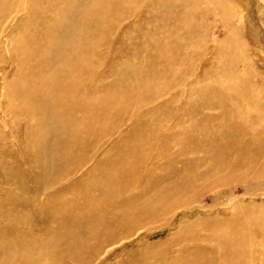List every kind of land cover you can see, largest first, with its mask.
Listing matches in <instances>:
<instances>
[{"label":"bare ground","instance_id":"bare-ground-1","mask_svg":"<svg viewBox=\"0 0 264 264\" xmlns=\"http://www.w3.org/2000/svg\"><path fill=\"white\" fill-rule=\"evenodd\" d=\"M18 1L20 0L15 3ZM77 1L81 6L78 11L69 13L72 5L65 10L68 14L57 9L58 12H55L54 16L46 18L52 22L58 17L51 23L52 27L49 26L50 30L46 26L43 29L36 27L33 30L35 34L32 35L27 29L34 23L31 22V14H27V21H21L13 30L17 31V40L9 43L7 48L9 60L25 70L22 77H26L28 72H36L33 61L35 52L46 57L48 63L53 61L48 65L58 71V77L47 79L48 82L35 77H30L29 80L26 78L24 81L15 79V82L11 81L5 86L11 115L21 114V111L14 109V103L19 101L24 105L23 110L21 109L23 114L30 118V122H34L32 126L35 128L31 126L29 129H33L23 136H26L32 150L31 163L41 171L24 174L17 179L14 178L15 172H18L16 168H2L1 174L23 190H26L28 183H32L31 191L35 198L31 202L32 207L38 205L36 201L43 194L44 201L40 202L43 210L41 218H34L25 213L17 223L10 221V225L0 226V264H70L71 261L78 264L94 263L105 248V242L113 243L122 234L129 232L128 229L132 225L164 217L178 205L184 195L193 194L199 182L206 180V185L211 182L210 176H213V172L210 164L205 171L200 172L194 163L191 166L185 161L184 169L176 168L175 161L177 157L185 154L187 149L198 148L204 150V153L209 149L212 154L213 147L210 142H205L207 140H229L230 143L237 137L240 138V144L233 147L239 158L233 170L237 171L239 168L243 172H250L249 181L252 183L256 175H259L263 183L264 98L257 109L258 113L250 118L249 109H252L254 104L242 109L229 101L230 96L219 91L217 87L213 88L210 81L204 86L200 85L198 98H192L193 101L185 102L179 97H173L177 107L172 105V100L167 103L165 122L169 120L170 126L176 127L190 121L184 130L167 131L162 141L163 135L158 134L165 127V122L153 131L146 125H140L130 133L123 134L122 140L115 141V145L103 153L106 139L110 138L116 129V125L111 123L110 113L106 112L107 104L110 103L120 110L131 101L138 103L144 99L143 96L147 97L157 90L168 92L179 89L183 75L186 70L191 69L194 62L187 63L186 56L190 52L182 43L200 39V33L194 31L192 25L204 0H151L150 15L154 16L151 23L155 29L150 34L149 59L160 67L153 68L152 73L150 68L137 69L141 77H134L132 82L119 88V92L129 94L130 98L115 97L116 101L106 97L105 93L95 94V99L88 92H85V95L78 92L82 85L85 87V81H90L95 66L93 63L98 65V62L91 61L93 59L90 55L95 51V47L99 48L103 44L99 40L100 36L103 37V31L116 19L117 25L120 24L122 19L129 17L132 12L136 13V16L140 15L143 9H147L148 2L142 5L147 0H104V3L100 0ZM260 1L264 10V0ZM226 2L228 3L227 0L208 1L211 8L221 6L224 10H227ZM12 3L13 0H0V27L4 22V14L8 16L11 12L24 9L23 5L19 9L20 4ZM55 3L52 4L53 7L56 6ZM235 8L231 6L229 13L234 12ZM38 9L31 7L27 12L31 10L40 17L42 12L40 9L38 13ZM204 11L207 10L204 8ZM64 17L67 18L66 23L63 21ZM243 20L245 21L244 16ZM169 25L173 36L182 42L179 43L180 46H159L164 30ZM52 30L55 32L51 34ZM58 32L65 36L63 50L58 46L55 36ZM232 39L243 43L237 32L232 34ZM57 46L58 51L55 52L53 48L57 49ZM194 47L199 54V46ZM243 49H246L245 45ZM50 51L56 55L53 60ZM233 55L230 51L229 58H233ZM57 60L61 65L56 64ZM173 65L174 69L171 68ZM41 66L42 63H39L38 70ZM200 73L194 78L197 82L208 78L205 72ZM202 74L207 78L201 77ZM149 75L150 80L147 79ZM38 76L43 78L39 74ZM41 84L62 90V96L56 103L40 99L38 94ZM249 84L250 82H242V87H250ZM234 88L235 86L232 89ZM64 91H69L66 99ZM247 96L249 103H253L254 98ZM76 108H81L84 112L80 110L81 113L76 116ZM204 109L217 110L219 114L215 118L220 121L215 122V118ZM175 111L180 114L174 116ZM246 113L247 118L241 117ZM63 115H73L75 119H62ZM149 120L151 121V117ZM38 125L42 128H38ZM42 135L44 138L48 136L55 147L40 145ZM178 141L183 145L176 150L171 149V144ZM191 142L193 143L189 147L185 146ZM207 144L210 146L207 147ZM122 147L126 151L125 156L120 153ZM163 149H167L170 154L175 153L176 156L172 159L159 157ZM155 152L156 157L153 156ZM230 153L229 147V155ZM225 154L224 149L216 150L219 159H223ZM149 160H155L157 164L149 166ZM163 167V176L155 174L156 170ZM135 189H141L142 192H134ZM261 207L260 210L263 209V206ZM2 209L4 210V207ZM247 209L255 208L248 206ZM258 214H261L259 210ZM42 228L45 231L40 230ZM216 248L218 253L213 249L184 250L169 259H161L160 264H244L237 258L229 259V254L234 255L229 252V238L220 239ZM128 261L125 264L132 263L129 259Z\"/></svg>","mask_w":264,"mask_h":264},{"label":"rangeland","instance_id":"rangeland-1","mask_svg":"<svg viewBox=\"0 0 264 264\" xmlns=\"http://www.w3.org/2000/svg\"><path fill=\"white\" fill-rule=\"evenodd\" d=\"M16 1L13 0V3L15 5L20 4L19 9L23 5L24 9L11 12L8 16L4 14V22L0 27V174L2 168L11 170L16 168L18 172L16 171L14 174L15 179L24 174L30 175L39 172L41 169L38 170L31 163L32 150L28 145L26 136H23L35 128L32 126L34 122H30V118L23 114L24 105L19 101L14 103L16 105L14 109L21 111V114L19 116L11 115L7 105L9 100L5 86L11 81L15 82L17 79L24 81L26 78L29 80L30 77L45 79L48 82L47 79H57L58 71L53 70L51 65H48L53 61L48 63L46 57L35 52L36 56L33 61L37 68L36 72H28L26 77H22L25 70L10 61L7 54L9 43L15 42L18 38L17 31L13 30L21 21H27L25 18L27 14H31V22L34 23L30 24L27 29L30 35L35 34L33 30L36 27L43 29L46 26L50 30L49 26L52 27L51 23H54L58 17L52 22L47 21L46 18L54 16L55 12H58L57 9L68 14L65 10L71 5L69 13L78 11L81 7L77 0H20L15 3ZM208 1L210 0L203 1L200 8L203 11L198 9L199 15L193 19V30L200 33V39H194L193 42L183 44L173 36L169 25L164 30L162 40L158 43L162 47H165V44L177 46L182 43L184 47L189 48L190 54L186 56L187 63L194 62L191 64V69L186 70L183 75L179 89L168 92L157 90L155 93L148 94L147 97L143 96L144 99L138 103L131 101L120 110L110 103L107 104L106 109L108 111L106 112L110 113L111 123L116 125V129L113 135L106 139L104 148H102L103 153L115 145V141L122 140L123 134L130 133L140 125L150 127L151 131L159 127L165 122V111L169 100H172V105L176 107L173 97L174 99L180 98L185 102L193 101L192 98H198L200 85L204 86L209 81L213 88L217 87L219 91L230 96L229 101L242 107V109L247 108L246 106L249 104H254L252 109H249L250 118L258 113L257 109L264 98V10L261 7V1L227 0L228 3L225 4L227 10L221 6L211 8ZM100 2L104 3L105 1L100 0ZM147 2V9H143L140 15L136 16L137 14L132 12L129 17H124L120 24L117 25L118 19H116L111 22L106 31H103V37H99L100 43L103 44L99 48L95 47V51L90 55V58L93 59L91 61L98 62V65L93 63L95 68L93 67L90 81H85V87L82 85L78 93L85 95V92H88L95 99V94L105 93L106 97H111L109 99L114 101H116L115 97L117 99L121 96L130 98L129 94L119 92V88L132 82L134 77H141L137 69L150 68L152 73L153 68L160 67L159 64H155L153 60L149 59L150 34L155 28L151 23L154 19V16L150 15L151 0H147L142 5L147 4ZM54 3L57 8L53 7L52 4ZM231 6L236 7L235 13H229ZM31 7L39 8L38 13L41 9L40 17L31 10L27 12L28 8ZM203 7L207 11H204ZM225 11L226 17L224 16ZM63 21L66 23L67 18L64 17ZM26 25L28 26L29 23ZM54 32L52 30L51 34ZM234 32L240 34L243 43L235 42L234 39L231 40ZM55 36L58 46L60 45L63 50L65 36L59 32ZM196 45L200 48L199 54L194 47ZM244 45L246 49H243ZM58 46L57 49L53 48L55 52L58 51ZM230 51L234 54L233 58H229ZM50 54L52 60L53 57L56 58L53 51H50ZM39 63H42L40 70H38ZM56 64L61 65V62L57 60ZM171 68L174 69V65ZM200 71L203 74L204 72L208 74V78L202 74L201 77L207 79H201L200 82H197L194 78L199 75ZM38 74L43 78H40ZM65 77H67L66 74ZM147 79H151L150 75ZM242 82L246 84L250 82V87H242ZM39 86L41 88L38 95L41 100L48 99L56 103V100L62 96V90H59L58 87L55 88V86L52 87L48 84ZM234 86L235 88L232 89ZM68 92L64 91L63 93L65 99L68 98ZM189 93L190 96H188ZM247 95L254 98L253 103H249ZM80 110L84 112L81 108L75 109L77 111L76 116L81 113ZM204 110L214 118L219 114L215 109ZM179 114V111L174 112V116ZM247 116L246 113L241 117L247 118ZM149 117H151V121ZM63 118L74 121L75 116L63 115ZM219 121V118H215V122ZM189 123L190 121L184 122L181 126L174 127L170 126L171 123L168 120L158 135H163V141L167 131H182L185 126H189ZM31 126L33 128L29 129ZM38 128L42 127L38 125ZM205 142L211 143L212 154L209 149L207 150L208 154L198 148L187 149L185 154L175 159L176 168L184 169V163L189 162L191 166L194 163L193 165L197 166V170L201 172L205 171L210 164L213 172V176H210L211 182L207 185L206 180L199 182L195 192L188 196L184 195L178 205L174 206L164 217L132 225L128 229L130 233L127 231L115 239L113 243L105 242V248L92 264H125V262H129L128 259L133 264H160V261L174 257L184 250L198 248L208 251L213 249L218 253L216 247L219 246V240L228 238L229 252L234 254H229V259L237 258L244 264H264V177L262 183V179L256 175V179L252 183L249 181L250 172H243L239 168L237 171L233 170L239 159L233 147L240 144L238 143L240 138L237 137L235 141L230 143L229 140H221V142L207 140ZM52 143L48 136L45 138L43 135L41 136L40 145L55 147ZM192 143H187L185 146L189 147ZM182 145L183 143L178 141L171 144V149L176 150ZM209 146L207 144V147ZM229 147L231 148L230 155ZM219 148L226 150L223 159H219L216 155V150ZM125 152L124 148L120 151L123 156H125ZM153 156L156 157V152ZM175 156V153L170 154L167 149L161 150L159 155L161 158L168 159ZM148 163L149 166L157 164L155 160H149ZM164 170V167L156 170L155 174L158 173L159 176H163ZM27 186L26 190H23L17 187L7 176L0 175V212L2 210L0 226L10 225L8 223L10 221L17 223L25 213H29L34 218H41L43 210L40 202L44 201V194L38 198L39 200L36 201L38 205L34 208L31 204L35 199L31 191L32 183H28ZM134 192L140 193L142 190L135 189ZM248 206L255 209L249 210L247 209ZM261 206L263 209L260 210ZM37 228L40 227L37 226ZM40 230L45 231L44 228ZM72 263L76 264L77 262L71 261L70 264Z\"/></svg>","mask_w":264,"mask_h":264}]
</instances>
